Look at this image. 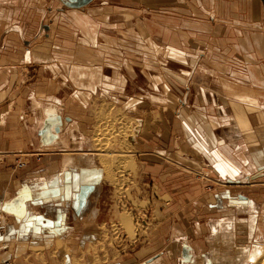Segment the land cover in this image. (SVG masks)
<instances>
[{
  "label": "crops",
  "instance_id": "crops-1",
  "mask_svg": "<svg viewBox=\"0 0 264 264\" xmlns=\"http://www.w3.org/2000/svg\"><path fill=\"white\" fill-rule=\"evenodd\" d=\"M81 2L0 0V114L7 110L2 118L14 114L19 123L0 136L2 258L74 264L75 252L98 241L106 193L93 181L90 123L98 96L133 102L125 111L141 121L136 157L153 186L172 197L159 204L154 240L124 264H197L221 244L210 235L225 230L234 231L235 245L243 241L247 217L235 206L249 198L238 188L261 184L249 176L264 170L262 2ZM30 70L39 71L41 84L29 86ZM25 89L31 112L19 104ZM34 102L68 119L53 145L42 143L43 105ZM18 151L29 157L16 169Z\"/></svg>",
  "mask_w": 264,
  "mask_h": 264
},
{
  "label": "rangeland",
  "instance_id": "rangeland-1",
  "mask_svg": "<svg viewBox=\"0 0 264 264\" xmlns=\"http://www.w3.org/2000/svg\"><path fill=\"white\" fill-rule=\"evenodd\" d=\"M256 1L260 3L262 2L260 0ZM260 9L261 12L263 10L262 15L264 16V6L261 5ZM228 11L230 13L232 12L230 10ZM40 32H43V28ZM31 43L33 42L31 41L28 44L31 45ZM23 46L26 47L25 44H23ZM170 48L173 49L172 52L175 50L173 46H170ZM175 52L176 51H174V53ZM39 75L41 76L39 71L30 70L29 77L34 80H29V86L39 84V81L42 82V76L38 78ZM24 91L26 92L23 96H26V98L23 97L19 104L25 112H31L33 109L32 100L30 99V96L29 98L27 96L28 90L25 89ZM99 97L100 96L93 100L94 102L92 108L94 109V114L93 120L90 123L92 125V131L90 133V137L92 138L91 153L95 154L93 158L96 160L93 167H95V171H98L97 176L94 174L93 181L97 184L98 192H100L102 184V186L106 189V193L100 195V204L98 206V210L101 211V215L98 219L99 225H97L100 226L97 228L98 241L91 244L85 251L79 249L78 252H75L73 256L78 260L76 262L73 261L72 263L74 264H124L125 262H129L135 255H137L136 253H138L142 247L149 245L148 243L150 242V239L154 240L152 235L156 228L154 222L157 220L159 213V204L163 205L167 202L170 203L172 198L169 192H164L157 185L155 187L153 186L154 182L146 175L145 167L136 157L137 151L134 149V144L136 143L138 138L137 136H139L140 133L141 121L129 116L130 111H125L132 107L133 102H130V104L125 106L124 104L110 102L104 97L101 101ZM98 99L101 103H99ZM34 103L35 106L38 107L43 105L39 102ZM4 105L2 107H5ZM45 105H43L42 109L44 115L46 111L56 109L55 106L44 108ZM5 113H7V110L0 114V136L3 128L5 130H10L16 128L17 124H19L17 120L18 117L15 118L16 116L14 114L11 118L10 116H8L9 118L6 116L3 119L2 116ZM23 123L24 122L22 121L21 126ZM65 124H68V121H66ZM126 127H130V129ZM125 131L128 135L135 138L134 142H131V137H122L121 134ZM3 138L4 137H2V139ZM4 140L8 141L9 137L7 138L6 136V139ZM1 142L3 141H1L0 138V145ZM102 145L104 146V152L100 151V147L102 148ZM12 154L16 158L14 166L16 169L23 168L28 165V153L18 151L17 153L12 152ZM19 164H22V167H19ZM219 171L221 173L224 172L221 170ZM250 171H252V169ZM261 171H263V169ZM259 172L253 173L252 176L258 174ZM252 176H249L250 179H253ZM263 178L257 179L258 182L261 180L259 182L261 184L240 186L238 188L244 196L247 195L246 197L250 198L253 203L252 206H254V210L262 217H264ZM193 179L202 181L203 184L205 183V178L199 174L194 173ZM98 192L92 196V198L95 197V201L98 197ZM212 192L213 191H209V193ZM92 198L90 199V202H92ZM165 209L167 208L165 207ZM1 218L3 220V217ZM260 232L258 240L262 241L264 238V222L260 227ZM246 238V233L242 234L243 241L241 245L246 243ZM257 241L256 243H258ZM3 245L5 246V244ZM217 245L218 244L211 247L209 246L208 250L203 251V256L198 259L197 264H213L212 258L217 254L225 259L226 255L230 258L233 256L235 258L237 257V252L240 249V246L235 244V246L231 245L230 247H226L225 245L222 246L221 244L219 246ZM5 248L6 246L4 249ZM92 248H96V253L93 254V257L98 256L99 259V261H94V263H92V257L88 255V251L90 250L91 252ZM236 248L238 249L237 251ZM3 252L4 250L1 252V258ZM68 253H70V251H68ZM234 261L238 262V260Z\"/></svg>",
  "mask_w": 264,
  "mask_h": 264
},
{
  "label": "bare ground",
  "instance_id": "bare-ground-1",
  "mask_svg": "<svg viewBox=\"0 0 264 264\" xmlns=\"http://www.w3.org/2000/svg\"><path fill=\"white\" fill-rule=\"evenodd\" d=\"M44 116H45V121H44L43 124L45 126L42 129L41 133L42 132H45V130L47 129L46 127H50V132H51L52 135H54L55 138L52 137L54 140L51 143H47V144L45 143L44 137L41 140H42V143H43L44 146L45 145L46 146L47 145H53V144H55L60 139L59 135L61 133V130L66 125L65 124L66 121L58 113L57 110H55V111H53V110L46 111V113H45ZM59 117H61V119H62L61 120V126H60V132L59 133H56L55 127L60 125L59 124V121H58V118ZM126 128H129L130 129V127H126ZM121 135L124 138L125 137H127V138H130L131 137L130 135H128L126 133V131L124 133H122ZM58 137H59V139H58ZM131 139H135V138L131 137ZM103 147H104L103 145H102V148L100 147V151H102V152H104V150H103L104 148ZM263 176H264V170L261 171V172H259L256 175L252 176V177H255L253 179H260V178H263ZM250 204H251V200L249 198L247 202H244V203H241V204H236V206H235L236 207L237 214L246 215V217H247V220H246L247 221V230H246V236H247V238L245 240L246 243L243 244V245H241L242 240H240V242L238 241L239 243L236 244V245L240 246L239 247L240 249L237 252V257L234 258V256H233V257L230 258L229 256L226 255V259H225V258L220 257L217 254V255H215L212 258L213 264H247V263L264 264V238L262 239V241L258 240V237L260 236V233H261L260 232V227H261V225L264 222V217H262L258 212L254 211V210L252 212H250L251 209H252V207L250 206ZM210 238L211 239L214 238L215 241L220 240L221 244L222 245H225L226 247H228V246L230 247L231 245L233 246L236 243V241H237V237L235 236V233H234L233 230H231V231H226L225 230V231H222L221 233H217L216 235H210ZM256 241L258 243H256ZM237 250L238 249L236 248V251ZM88 252L91 253V254L88 253V255H90L92 257V260H93L92 263H94V261L95 262L96 261H99L98 256L97 257L96 256L93 257V254L96 253V248H92L91 252H90V250ZM234 260H238V262H236ZM215 261H216V263H215ZM9 262L11 264H13L12 261H9Z\"/></svg>",
  "mask_w": 264,
  "mask_h": 264
},
{
  "label": "water",
  "instance_id": "water-1",
  "mask_svg": "<svg viewBox=\"0 0 264 264\" xmlns=\"http://www.w3.org/2000/svg\"><path fill=\"white\" fill-rule=\"evenodd\" d=\"M91 0H82V2H81V4L79 5V6H82V5H86L87 3H89ZM260 1H262V3H263V6H264V0H260ZM46 30H47V26H45L44 27ZM66 119V121H68V119L67 118H65ZM61 117H59L58 118V121H59V126H56L55 127V131H56V133H59L60 132V126H61ZM47 129L45 130V132H40V137H41V139L44 137V140H45V143L47 144V143H51L54 139L53 138H55L54 137V135H52L51 134V132H50V127H46ZM44 134V135H43ZM135 134H137V133H135ZM53 137V138H52ZM131 142H134V139H131ZM247 180V179H246ZM246 180H244V181H238V182H246ZM233 182V181H232ZM237 182V183H238ZM80 205H82L83 203H84V199H85V194H84V191H83V194H81L80 196ZM22 201V199L19 197V198H16V200H14L13 202H12V205L13 206H17V205H19V203ZM190 250H189V248L187 247V246H183V249H182V258H183V260L185 261V262H189V261H191V259H192V257H191V254H190V252H189Z\"/></svg>",
  "mask_w": 264,
  "mask_h": 264
},
{
  "label": "built area",
  "instance_id": "built-area-1",
  "mask_svg": "<svg viewBox=\"0 0 264 264\" xmlns=\"http://www.w3.org/2000/svg\"><path fill=\"white\" fill-rule=\"evenodd\" d=\"M19 167H22V164H19L18 165ZM3 220H2V218L0 217V227L3 225ZM4 245H3V243H0V264H11L9 261H5L3 258H1V252H2V250H4ZM9 260V259H8Z\"/></svg>",
  "mask_w": 264,
  "mask_h": 264
}]
</instances>
